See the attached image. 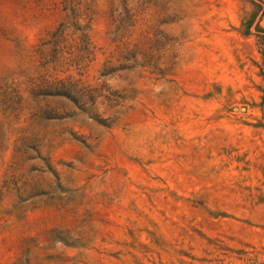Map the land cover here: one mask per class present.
Instances as JSON below:
<instances>
[{"label":"rangeland","instance_id":"obj_1","mask_svg":"<svg viewBox=\"0 0 264 264\" xmlns=\"http://www.w3.org/2000/svg\"><path fill=\"white\" fill-rule=\"evenodd\" d=\"M0 264H264V0H0Z\"/></svg>","mask_w":264,"mask_h":264}]
</instances>
